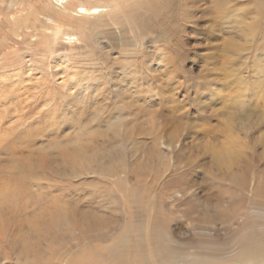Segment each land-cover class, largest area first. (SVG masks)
Masks as SVG:
<instances>
[{"label":"rangeland","instance_id":"obj_1","mask_svg":"<svg viewBox=\"0 0 264 264\" xmlns=\"http://www.w3.org/2000/svg\"><path fill=\"white\" fill-rule=\"evenodd\" d=\"M143 2L67 0L72 40L48 49L58 7L0 0V264H64L71 240L112 242L113 221L128 240L165 220L178 245L228 244L230 258L242 228L264 222L253 185L239 199L212 194L264 178V100L253 95L263 41L243 36L255 7L230 3L236 21H214L213 1L195 0L189 18L144 38L130 24Z\"/></svg>","mask_w":264,"mask_h":264},{"label":"bare ground","instance_id":"obj_2","mask_svg":"<svg viewBox=\"0 0 264 264\" xmlns=\"http://www.w3.org/2000/svg\"><path fill=\"white\" fill-rule=\"evenodd\" d=\"M194 1L195 0H144L141 9L142 12L135 11L131 13L132 17L130 19V24H134V26L141 29L142 37L145 38L146 34H148V36H153L158 23L161 22L162 25L171 26L172 23L179 21L181 17L186 19L187 17L189 18L192 14L188 16L187 10L188 8H191L189 9L190 11L194 9V5L196 4ZM212 1L214 4L212 10L213 16H215L214 21H218V19H224L226 21H230L229 19L232 18L235 19L233 13L236 12V7L239 5L234 7L236 9L230 8L232 10H229L227 5H230V3L236 1L238 4H240L239 2H248L247 5H249V7L254 6L255 14H253V21L250 23L249 29L247 30L249 32L243 36H246L249 40H254L257 37L261 38L263 45L260 44V46L263 47L262 50H264V0ZM66 2L67 0H51V4L58 7V10L46 11L50 14L52 12L54 13L51 17L47 16L51 26L50 28L45 29L43 35L44 43L48 49L53 48L60 39L66 38L68 41L72 40L73 34L68 35V32L65 33L62 30V25L71 21V16H73V11L70 12L66 6H63ZM109 7L111 6L109 5L108 8ZM84 8L85 7H80L79 12L85 17L100 15L104 12V10L97 7H90L89 9ZM239 8H241V5ZM231 11H233V13ZM110 16L113 21L114 19H117L114 10H112ZM237 17L239 19V16ZM238 19L236 23H239ZM25 23H27V21H23V24ZM243 26L244 25L242 24V27ZM17 33L18 32H16V34ZM257 49L260 50L258 45ZM157 51H159V55L162 57L160 65L162 63L164 64L166 72L172 73L170 68L177 70L173 58L171 56L165 57L166 55H164L167 52L166 47L164 48L162 45L157 48ZM173 51L178 56H185L180 55L181 51H179L176 46L173 47ZM147 61L148 60L145 57L141 66L146 67ZM225 62H227V59H225ZM146 69L148 70V66ZM254 86V99L257 101L261 97L264 100V79H260L258 74L256 75ZM227 168L230 170L231 166L229 165ZM251 185L254 186L252 191L254 192L255 199H264V178L262 177L257 178V180L253 182H249L245 177H242V179L238 178L233 181V184L229 188L224 189L222 193H216L217 195H215L211 190L210 192L216 197L222 198L230 196V198L239 199V196L240 198L246 196L245 192L246 190H250ZM187 192L188 189H185L184 194ZM210 192L208 193V196L206 195L207 197H210ZM53 223L56 226L53 228L57 229L59 224L56 225V221H53ZM111 225V230L114 229L111 235L115 236V239H113L112 242L102 245L93 243L90 238H86L84 242L77 240L76 243H72L71 240L69 248H65L66 250H60L58 253L62 256L59 257L62 258V261L59 260L58 262H63L64 264H264V232H259L257 230L260 226L264 225L263 221H260L257 226H254L255 230L250 233L243 234L246 227L242 228V233L239 236L236 245L234 244L235 246H233L236 247L235 249L238 252L235 256H231L230 258L226 257L228 254V244L219 245L217 242L207 240L205 242L193 243L187 246L178 245L179 243L177 244L174 238L167 232L165 228V226L167 227V221L165 220L158 223L155 221L153 225L150 226L148 232H146V230H143L142 232L138 231L136 236H133L128 240H124V238L118 235V225L115 224V221H113ZM262 228L264 227L262 226ZM80 236L85 238V234L83 233H80ZM212 246L214 248L211 249Z\"/></svg>","mask_w":264,"mask_h":264}]
</instances>
